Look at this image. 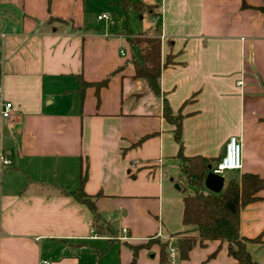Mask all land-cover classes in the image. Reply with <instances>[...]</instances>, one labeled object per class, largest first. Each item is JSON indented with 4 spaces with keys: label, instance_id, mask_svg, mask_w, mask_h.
Returning <instances> with one entry per match:
<instances>
[{
    "label": "crops",
    "instance_id": "1",
    "mask_svg": "<svg viewBox=\"0 0 264 264\" xmlns=\"http://www.w3.org/2000/svg\"><path fill=\"white\" fill-rule=\"evenodd\" d=\"M127 1L0 0V264H89L81 250L96 241L118 244L107 264H130L127 245H174L192 229L178 154L212 169L231 136L242 167L221 175L222 190L243 174L264 179V0ZM146 37L159 40L157 94L133 78ZM105 79L97 97L81 86ZM164 107L180 116V149ZM79 187L94 215L67 194ZM256 197L239 232L259 238L246 248L264 264V190ZM135 264H160L158 247ZM176 264L235 261L213 241Z\"/></svg>",
    "mask_w": 264,
    "mask_h": 264
},
{
    "label": "trees",
    "instance_id": "2",
    "mask_svg": "<svg viewBox=\"0 0 264 264\" xmlns=\"http://www.w3.org/2000/svg\"><path fill=\"white\" fill-rule=\"evenodd\" d=\"M119 1L123 7L129 4L127 0ZM134 9L137 14H140L145 7L134 4ZM261 10L264 12V8ZM144 42V58L147 66H140L138 62L133 61V78L144 80L149 89L157 94L160 69L159 40L157 37H146ZM106 82V79L91 84L81 82V86L93 87L97 97L98 89L105 86ZM163 117L174 125L173 137L180 149V116H171L170 111L164 107ZM178 156L180 157L181 171L192 188L183 198L182 222L192 229L190 232L177 235L174 243L177 261L187 260L195 246L203 247L207 242L217 241L227 245L228 255L234 259L235 264H257L251 259L246 245L250 242H258L259 238L249 240L240 236V212L257 200L256 194L260 190H264V179L256 175L243 174L239 182L228 181L218 194L206 192L204 180L209 173L208 161L200 157H182L180 153ZM83 179L84 177L80 178V184ZM184 191L186 190L184 189ZM67 194L76 202L85 205L93 215L95 214L94 197L85 195L81 187ZM93 218L96 219L95 216ZM127 246L132 252L130 264H135L141 250H150L152 246L158 247L159 263L170 264L168 240L159 237L149 238L145 243Z\"/></svg>",
    "mask_w": 264,
    "mask_h": 264
},
{
    "label": "built area",
    "instance_id": "3",
    "mask_svg": "<svg viewBox=\"0 0 264 264\" xmlns=\"http://www.w3.org/2000/svg\"><path fill=\"white\" fill-rule=\"evenodd\" d=\"M110 16L107 13H102L96 16V20L98 21H108ZM123 55L122 53H120ZM11 110V104L9 102H5L2 104V111L1 117L6 118L9 115ZM1 163L3 165H8L9 163L6 161L5 158H0ZM241 162H240V146L235 137H228L226 143L224 145L223 154L217 163L211 169V172L215 175H222L226 171H238L241 169ZM124 232V230H122ZM94 236V235H92ZM169 258L170 264L177 263V252L174 245L169 244ZM45 264V262H43Z\"/></svg>",
    "mask_w": 264,
    "mask_h": 264
},
{
    "label": "rangeland",
    "instance_id": "4",
    "mask_svg": "<svg viewBox=\"0 0 264 264\" xmlns=\"http://www.w3.org/2000/svg\"><path fill=\"white\" fill-rule=\"evenodd\" d=\"M108 226L111 231H116V225L108 222ZM102 234L103 236H107L110 234V232L104 228ZM117 250L118 244H107L105 241H96L88 243L85 248H82L81 252L83 255L88 257L89 264H107L114 259L116 260L118 255Z\"/></svg>",
    "mask_w": 264,
    "mask_h": 264
},
{
    "label": "water",
    "instance_id": "5",
    "mask_svg": "<svg viewBox=\"0 0 264 264\" xmlns=\"http://www.w3.org/2000/svg\"><path fill=\"white\" fill-rule=\"evenodd\" d=\"M208 168L209 170L211 169V167ZM204 187L212 193H220L223 187V177L221 175H215L209 171L204 180Z\"/></svg>",
    "mask_w": 264,
    "mask_h": 264
}]
</instances>
